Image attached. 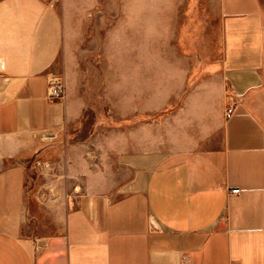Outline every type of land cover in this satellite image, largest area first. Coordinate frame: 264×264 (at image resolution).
<instances>
[{"label": "crops", "instance_id": "obj_1", "mask_svg": "<svg viewBox=\"0 0 264 264\" xmlns=\"http://www.w3.org/2000/svg\"><path fill=\"white\" fill-rule=\"evenodd\" d=\"M0 264H264V0H0Z\"/></svg>", "mask_w": 264, "mask_h": 264}, {"label": "rangeland", "instance_id": "obj_2", "mask_svg": "<svg viewBox=\"0 0 264 264\" xmlns=\"http://www.w3.org/2000/svg\"><path fill=\"white\" fill-rule=\"evenodd\" d=\"M84 51L87 50V46L85 45L84 46ZM188 49H190L191 47H186ZM74 63H73V67L74 69L71 71V80H70V84H67V78L61 74H58L56 77H59L62 82H63V86H64V91H65V94L64 96L66 95V90L70 91V95L73 96V98H77L79 96H82V91H81V75H80V63L81 65H84L85 66V73L86 75L87 74H90L92 73V68H89L92 66V62H93V59H92V53H85L82 54L81 52V48L79 46V48H77V52L74 56ZM95 86H100V85H86V89L88 90H91V93L93 95V87ZM92 106H93V102H92ZM94 108V106H93ZM82 123L84 124V122H81V121H78V124H74L73 127H72V130H69L70 135L69 136V141L71 142H76V141H79L81 139L80 136V132L83 130L84 132V129H80L79 126L82 125ZM60 144H62L60 147H55L54 149L52 148H48L46 149L44 147V149H42L41 152H39V155L38 157L34 158L30 164H29V167H30V178L33 179V180H37L38 178H41V179H44L45 177H47L45 174L47 173H42L41 170L37 167H35L37 165V161L38 160H41V161H45V162H48V161H51V160H55V159H58L60 158L61 156L64 155V148H65V139H63L62 141H59Z\"/></svg>", "mask_w": 264, "mask_h": 264}, {"label": "built area", "instance_id": "obj_3", "mask_svg": "<svg viewBox=\"0 0 264 264\" xmlns=\"http://www.w3.org/2000/svg\"><path fill=\"white\" fill-rule=\"evenodd\" d=\"M48 92H49V97L51 99H54V98L62 99L64 97V94H65L64 86H63L62 80L59 77H56V76L51 77L50 82H49ZM234 110H235L234 107L229 109L227 111L226 117H228L229 119L232 118V114L234 113ZM239 191L240 190L238 189L235 191H232V194H237L239 193Z\"/></svg>", "mask_w": 264, "mask_h": 264}]
</instances>
